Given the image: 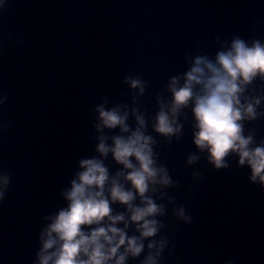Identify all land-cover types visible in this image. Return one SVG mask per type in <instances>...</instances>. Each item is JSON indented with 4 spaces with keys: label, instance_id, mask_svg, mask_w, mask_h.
Instances as JSON below:
<instances>
[{
    "label": "water",
    "instance_id": "obj_1",
    "mask_svg": "<svg viewBox=\"0 0 264 264\" xmlns=\"http://www.w3.org/2000/svg\"><path fill=\"white\" fill-rule=\"evenodd\" d=\"M235 38L264 43V0H6L0 174L11 181L0 202V264H37L46 218L67 207L63 193L82 159H102L113 177L122 170L111 153L97 151L101 137L111 145L112 137L128 135L119 127L98 130L100 106L127 112L133 131L136 116L144 118L156 166L172 180L147 194L163 206L155 217L160 231L126 264H142L147 244L163 238L159 264H264V187L250 181L251 170L235 154L226 168L209 162L193 143L192 103L177 114L179 134L154 129L157 114L171 106L172 79L183 85L197 57L215 61ZM131 80L141 81L143 93ZM245 98L261 99L257 119L243 121L255 147L264 142V79L247 85ZM111 207L113 214L126 212L118 203ZM127 231L139 235L134 224Z\"/></svg>",
    "mask_w": 264,
    "mask_h": 264
},
{
    "label": "clouds",
    "instance_id": "obj_2",
    "mask_svg": "<svg viewBox=\"0 0 264 264\" xmlns=\"http://www.w3.org/2000/svg\"><path fill=\"white\" fill-rule=\"evenodd\" d=\"M5 3L6 0H0V8ZM257 77L264 79V43L259 40L249 45L235 38L228 50L217 53L215 61L197 57L185 74L183 85L177 78L172 79V103L157 114L155 131L166 137L179 134L177 114L192 103L197 129L193 143L197 148L207 152L209 162L217 169L228 167L226 157L230 154L237 155L239 165L251 170L250 181L264 187V142L253 147L254 138L244 135L243 123L257 119L260 114L256 109L261 99L241 101L246 86ZM130 83L143 93L141 81ZM197 85L199 92L194 90ZM6 100L7 96L0 97V106ZM97 112L98 130L119 127L128 134L112 137L111 145L101 137L97 145L102 157L111 153L123 168L113 177L102 159L80 161L82 170L63 193L67 207L46 218L51 223L40 234L37 264H126L129 257H139L144 251L145 239L155 237L160 231L155 217L163 214V206L147 194L156 192L157 185H171L172 180L165 168L156 166L151 147L155 142L142 131L144 118L136 116L138 127L133 131L126 123L127 112L122 114L118 108L106 110L103 106ZM196 159L191 156L188 162ZM10 181L8 173L0 174V202L5 199ZM117 203L125 206V213L113 214L111 205ZM179 215L188 219L183 209ZM120 223L123 228L117 226ZM133 224L138 236L128 235L127 230ZM166 245V238L151 240L142 264H159Z\"/></svg>",
    "mask_w": 264,
    "mask_h": 264
}]
</instances>
